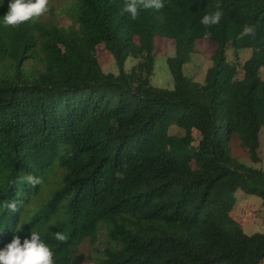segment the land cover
I'll return each mask as SVG.
<instances>
[{"label": "trees", "instance_id": "obj_1", "mask_svg": "<svg viewBox=\"0 0 264 264\" xmlns=\"http://www.w3.org/2000/svg\"><path fill=\"white\" fill-rule=\"evenodd\" d=\"M72 2L68 28L41 17L5 28L9 0H0V248L35 231L55 264H74L80 245L104 234L93 264H263L264 234H246L232 212L239 191L264 209V170L234 158L231 143L259 161L264 0H164L135 20L125 0ZM217 4L223 17L205 28ZM157 38L175 44L171 90L151 84ZM202 39L216 48L200 84L183 67ZM99 46L116 75L102 71ZM228 47L252 50L241 80ZM130 58L138 63L127 72ZM55 166L63 174L44 198ZM12 201L15 213L4 208Z\"/></svg>", "mask_w": 264, "mask_h": 264}, {"label": "rangeland", "instance_id": "obj_2", "mask_svg": "<svg viewBox=\"0 0 264 264\" xmlns=\"http://www.w3.org/2000/svg\"><path fill=\"white\" fill-rule=\"evenodd\" d=\"M73 2L72 0H54L49 4V11L42 16L43 21L49 22L61 28H68L73 25V18H71ZM215 44L208 39H202L195 43V49L187 64L184 65V74L190 80L202 84L205 79L207 69L211 66V57L215 51ZM155 64L154 72L151 76V84L157 88L173 89V79L170 74L167 59L173 57L175 54V44L172 40L160 39L155 40ZM252 54L251 49L240 50L234 53L231 47L227 49V60L230 64L236 67L237 74L235 78L241 80L243 77V64L250 58ZM96 55L100 67L104 73L117 74L118 70L112 56L99 46L96 49ZM138 63L135 59H128L125 63V70L129 72L133 66ZM28 66H32V63ZM264 76V70H262ZM171 135L182 136L184 132L177 128L170 129ZM260 147L258 149L257 163H252L246 151L240 146L237 139H233L231 150L232 156L239 162L260 170H264V132L259 136ZM63 171L55 166L47 177V185L45 186L43 197H48L50 191L56 189L59 185V180ZM235 205L232 216L240 222L244 232L248 235L254 233L264 234V209L261 205V200L256 196L245 195L239 191L235 194ZM43 201V199H40ZM31 232L26 234L25 238H30ZM107 238L104 234L99 236V240L90 246L86 242L82 243L76 254L74 264H93L97 259L103 257V250L107 245ZM264 264V263H263Z\"/></svg>", "mask_w": 264, "mask_h": 264}, {"label": "clouds", "instance_id": "obj_3", "mask_svg": "<svg viewBox=\"0 0 264 264\" xmlns=\"http://www.w3.org/2000/svg\"><path fill=\"white\" fill-rule=\"evenodd\" d=\"M49 4L50 0H9L8 11L3 15V26L16 28L28 21H38L49 11ZM164 6V0H125L124 11L135 20L141 8L159 11ZM222 17L223 12L217 4L216 10L204 15L200 23L208 28L218 25ZM254 34V26H247L244 29V35ZM205 35L211 36V33L205 32ZM23 179L34 186L41 183L40 178L34 175H27ZM4 208L11 213L18 211L15 201L6 202ZM55 239L63 242L67 237L57 232ZM0 264H55V261L52 249L42 240L41 234L32 231L30 238H25L23 242L19 236L14 235L9 243L0 248Z\"/></svg>", "mask_w": 264, "mask_h": 264}]
</instances>
